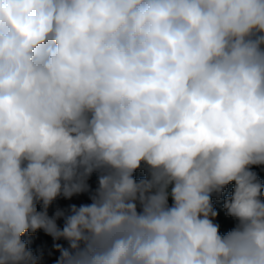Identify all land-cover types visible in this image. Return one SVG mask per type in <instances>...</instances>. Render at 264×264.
Masks as SVG:
<instances>
[{
	"label": "clouds",
	"instance_id": "1",
	"mask_svg": "<svg viewBox=\"0 0 264 264\" xmlns=\"http://www.w3.org/2000/svg\"><path fill=\"white\" fill-rule=\"evenodd\" d=\"M254 165L264 0H0V264H37L40 229L56 264H264Z\"/></svg>",
	"mask_w": 264,
	"mask_h": 264
},
{
	"label": "rangeland",
	"instance_id": "2",
	"mask_svg": "<svg viewBox=\"0 0 264 264\" xmlns=\"http://www.w3.org/2000/svg\"><path fill=\"white\" fill-rule=\"evenodd\" d=\"M252 171H254L257 174L258 179L264 183V165L259 166H252ZM234 188V182L228 184L225 189L233 191ZM90 195H86L83 199H80L79 196L73 195L71 198H65L62 196L61 201L58 205L52 207L50 210H48L49 217H54L55 213L60 210L63 211L65 216L70 214V206L76 205L79 207L82 204H90L91 199ZM217 194H212V203L214 205L216 200ZM64 217L61 216L56 219V223L58 227L62 228L64 225ZM214 223H216V219L214 220ZM21 239L26 242L27 247L30 246H37L40 247V250L44 252V257L42 259H37V264H56V261L58 260L60 256V252L57 251L53 245L55 243L61 244L63 247H68V242L64 239L56 240L54 241L53 238L46 234L43 229L37 230L36 232H26Z\"/></svg>",
	"mask_w": 264,
	"mask_h": 264
},
{
	"label": "trees",
	"instance_id": "3",
	"mask_svg": "<svg viewBox=\"0 0 264 264\" xmlns=\"http://www.w3.org/2000/svg\"><path fill=\"white\" fill-rule=\"evenodd\" d=\"M98 175H99L98 173L94 172L88 178V180H87V184L89 185L88 191L80 193V194H76L77 196L80 197V199H83L86 195L92 196L95 193V190L98 187ZM145 175H146V171L144 170L143 167L134 173V177L137 180L143 178ZM232 192L233 191H231V190L228 191L224 188L223 192L221 194L217 195L215 203L213 205L214 209L218 213V215L215 219H216V223L219 224V226H220L219 230H220L221 234L227 233L228 231L233 229L235 227V225L237 224V221L233 217L226 215V210L223 207L225 198L231 196ZM62 196L63 195L57 197L51 203V205L48 207V210H50L52 207L58 205L62 199ZM169 204H171V199H169ZM41 210H43L42 204L38 203L37 204V211H41ZM28 249L31 250L33 255L36 256L38 259H42L44 257V252L40 250V247L30 246Z\"/></svg>",
	"mask_w": 264,
	"mask_h": 264
}]
</instances>
